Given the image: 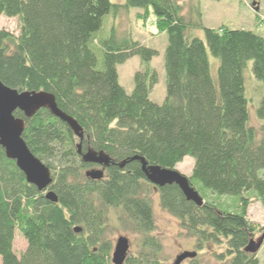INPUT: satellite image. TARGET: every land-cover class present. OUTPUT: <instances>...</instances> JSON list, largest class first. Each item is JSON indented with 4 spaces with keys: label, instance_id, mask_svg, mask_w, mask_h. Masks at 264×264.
<instances>
[{
    "label": "trees",
    "instance_id": "obj_1",
    "mask_svg": "<svg viewBox=\"0 0 264 264\" xmlns=\"http://www.w3.org/2000/svg\"><path fill=\"white\" fill-rule=\"evenodd\" d=\"M132 7L152 14L166 35L161 102L149 95L157 81L150 61L158 50L117 21ZM0 15L18 21L17 33L0 29V80L17 90L52 93L82 128L81 152L92 148L110 157L101 178L86 176L92 163L81 160L79 138L66 122L48 108L29 117L16 109L25 122L22 138L49 168L51 182L46 189L28 182L0 145V264H113L110 215L140 235L139 250L122 264H172L161 259L151 233L152 189L194 237L195 248L212 242L223 246L215 253L221 264H261L256 252L243 248L264 232V224L256 228L247 216L253 200L264 211V94L254 109L255 125L246 85L250 62L264 86V35L204 26L199 0L187 13L180 0H0ZM133 55L139 68L127 92L116 65ZM134 155L166 168L191 156L187 177L203 202L186 199L174 183L150 182ZM47 189L56 201L45 197ZM208 192L236 199L213 201ZM16 232L26 242L19 254L12 245ZM177 264L203 263L195 255Z\"/></svg>",
    "mask_w": 264,
    "mask_h": 264
},
{
    "label": "rangeland",
    "instance_id": "obj_2",
    "mask_svg": "<svg viewBox=\"0 0 264 264\" xmlns=\"http://www.w3.org/2000/svg\"><path fill=\"white\" fill-rule=\"evenodd\" d=\"M112 2H123L124 0H110ZM184 5V12H188V5L195 0H180ZM253 0H199L202 24L208 27H220L226 25L230 28L250 29L264 35V0H259L257 8L253 7ZM142 9L132 7L128 12L120 14L117 18L120 28L126 29L130 27L132 36L147 46L154 47L158 50V54L153 56L150 63L157 72V81L150 90V97L161 102L165 96V77L162 64V53L164 44L166 43V35L160 30L156 24L153 15L142 16ZM6 29L13 33L18 32V21L15 17L0 15V29ZM195 33L203 37L202 29H197ZM212 62L216 60L211 57ZM251 63H248L246 69V85L249 97L250 122L257 125L258 120L255 117L254 109L258 104L261 95L264 94V86L260 81L253 77L250 70ZM118 72V80L127 92L132 89V76L136 69L139 68V58L133 55L126 59L123 63L116 65ZM193 159L186 155L181 161L176 163L175 168L180 172L189 176ZM91 168V167H90ZM87 168V169H90ZM97 168V167H96ZM213 201L221 200L231 202L236 199L234 194H213ZM224 203V204H225ZM151 205L154 216L155 227L151 232L160 242L161 250L159 256L165 263H170L175 256L184 251H196L203 264H221L216 256V251L222 250L223 246L216 243H206L201 248H195L194 237L188 235L181 227L179 220L161 207L159 203L158 193L155 189L151 191ZM247 216L255 224L256 228L264 224V211L259 201L253 200L248 206ZM262 232L254 235L256 239ZM124 235L128 238L127 254H136L139 250L140 235L121 228L116 223L113 215L109 217V223L106 227V236L112 243V248L116 238ZM13 249L19 254L25 248L26 242L23 236L16 232L13 238ZM260 258L261 264H264V240L256 252Z\"/></svg>",
    "mask_w": 264,
    "mask_h": 264
},
{
    "label": "water",
    "instance_id": "obj_3",
    "mask_svg": "<svg viewBox=\"0 0 264 264\" xmlns=\"http://www.w3.org/2000/svg\"><path fill=\"white\" fill-rule=\"evenodd\" d=\"M259 0H253L254 8H257ZM48 108L49 111L67 123L74 134L79 138L77 143V152L80 153L81 160L84 162L97 163L107 166L110 157L103 151H96L87 148L81 152L82 128L77 121L69 114H66L58 108L54 95L46 90H17L16 88L5 85L0 80V145L4 148L7 157L15 160L16 165L24 173L28 182L33 183L38 189H46L51 182L49 168L37 158L27 147L22 138L24 129V119L14 115L16 109L22 111L25 117H29L39 108ZM131 159H138L141 163V169L146 178L155 185L162 186L165 184H176L185 198L194 201L196 204L203 202L202 197L196 189L190 184L188 177L176 168H166L159 165H147L146 161L138 155H134ZM125 160L119 162V166L124 164ZM85 175L90 178H101L103 176L102 168H90L85 170ZM45 197L51 201H56L55 193L47 189ZM75 231H79L80 227L75 226ZM264 239L262 232L256 239L250 238L244 250L255 253L260 248ZM128 249V238L119 235L113 245L111 253V261L113 264H122ZM196 251L184 250L178 253L172 264L181 262L186 257H193Z\"/></svg>",
    "mask_w": 264,
    "mask_h": 264
},
{
    "label": "flooded vegetation",
    "instance_id": "obj_4",
    "mask_svg": "<svg viewBox=\"0 0 264 264\" xmlns=\"http://www.w3.org/2000/svg\"><path fill=\"white\" fill-rule=\"evenodd\" d=\"M91 163H92V162H91ZM90 167H91V168H96V167H97V168H102V169H103V174L105 173V167H106V166H103V167H102V165H100V164L92 163V165L89 166L88 168H90Z\"/></svg>",
    "mask_w": 264,
    "mask_h": 264
}]
</instances>
